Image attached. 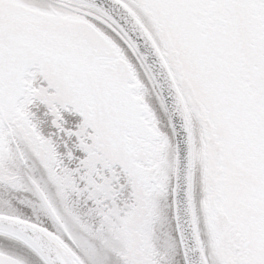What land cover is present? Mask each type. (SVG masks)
<instances>
[{
    "label": "snow or ice",
    "instance_id": "1",
    "mask_svg": "<svg viewBox=\"0 0 264 264\" xmlns=\"http://www.w3.org/2000/svg\"><path fill=\"white\" fill-rule=\"evenodd\" d=\"M0 193V264H264V0H0Z\"/></svg>",
    "mask_w": 264,
    "mask_h": 264
},
{
    "label": "trees",
    "instance_id": "2",
    "mask_svg": "<svg viewBox=\"0 0 264 264\" xmlns=\"http://www.w3.org/2000/svg\"><path fill=\"white\" fill-rule=\"evenodd\" d=\"M152 103L155 106L154 101H152ZM156 114H157L158 118L160 119L162 125L164 126V128L166 130L167 129V117L164 115L163 112L160 111L158 106H156ZM14 195L17 197H23V198H29V199L31 198L28 193H16ZM0 198L4 201L7 199H10L11 197L6 193H0ZM22 211L26 215H30V212L27 209H22ZM0 247H4V248H7V249L12 250V251H17V252H20L22 254H26V253H24V250L21 249L18 245H14L11 242L4 241L2 239H0Z\"/></svg>",
    "mask_w": 264,
    "mask_h": 264
},
{
    "label": "water",
    "instance_id": "3",
    "mask_svg": "<svg viewBox=\"0 0 264 264\" xmlns=\"http://www.w3.org/2000/svg\"><path fill=\"white\" fill-rule=\"evenodd\" d=\"M173 121H174V123H176V125H177V129L179 130V120L176 118V117H173ZM177 139H179V136L177 137Z\"/></svg>",
    "mask_w": 264,
    "mask_h": 264
},
{
    "label": "rangeland",
    "instance_id": "4",
    "mask_svg": "<svg viewBox=\"0 0 264 264\" xmlns=\"http://www.w3.org/2000/svg\"><path fill=\"white\" fill-rule=\"evenodd\" d=\"M0 202H3V200L0 198Z\"/></svg>",
    "mask_w": 264,
    "mask_h": 264
}]
</instances>
